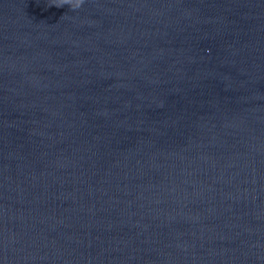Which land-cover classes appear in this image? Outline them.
I'll return each mask as SVG.
<instances>
[{"label":"water","instance_id":"obj_1","mask_svg":"<svg viewBox=\"0 0 264 264\" xmlns=\"http://www.w3.org/2000/svg\"><path fill=\"white\" fill-rule=\"evenodd\" d=\"M0 264H264V0H0Z\"/></svg>","mask_w":264,"mask_h":264}]
</instances>
